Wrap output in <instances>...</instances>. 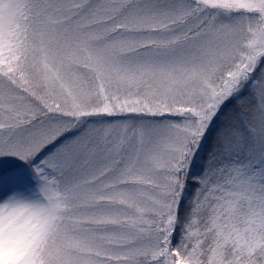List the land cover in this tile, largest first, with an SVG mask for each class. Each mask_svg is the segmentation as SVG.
<instances>
[{"label":"snow or ice","instance_id":"6c2138e0","mask_svg":"<svg viewBox=\"0 0 264 264\" xmlns=\"http://www.w3.org/2000/svg\"><path fill=\"white\" fill-rule=\"evenodd\" d=\"M0 264H264V0H0Z\"/></svg>","mask_w":264,"mask_h":264}]
</instances>
